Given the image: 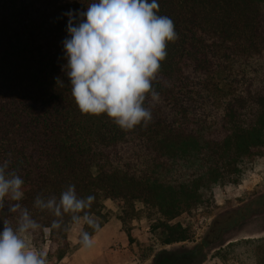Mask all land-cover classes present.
I'll list each match as a JSON object with an SVG mask.
<instances>
[{
    "label": "trees",
    "instance_id": "trees-1",
    "mask_svg": "<svg viewBox=\"0 0 264 264\" xmlns=\"http://www.w3.org/2000/svg\"><path fill=\"white\" fill-rule=\"evenodd\" d=\"M91 2L0 0V162L24 180L18 203L41 225L28 238L46 249L50 264L80 243L69 240L68 215L61 229L50 227L57 218L33 206L37 196L58 198L74 185L79 197H95L88 211L100 227L110 201L129 242L126 218L139 206L165 247L194 237L177 217L204 207L214 186L239 185L243 169L264 156V0H158L178 38L153 81L159 101L145 102L152 120L131 131L105 115L82 114L62 67V14ZM6 214L7 205L0 220L14 226L17 214ZM214 257L264 264V236L229 241ZM202 261L193 247L162 250L153 264Z\"/></svg>",
    "mask_w": 264,
    "mask_h": 264
},
{
    "label": "clouds",
    "instance_id": "clouds-1",
    "mask_svg": "<svg viewBox=\"0 0 264 264\" xmlns=\"http://www.w3.org/2000/svg\"><path fill=\"white\" fill-rule=\"evenodd\" d=\"M158 0H92L86 10H69L66 37L62 40V66L71 85V95L82 114L105 115L123 131L152 120L151 108L160 99L153 81L167 56V44L178 38L172 19L159 15ZM24 180L0 162V210L17 214L15 225L0 220V264H48L44 251L29 244L27 237L41 225L19 201ZM95 197H79L68 185L59 197L37 196L34 207L57 219L52 229H61L65 215L74 225L98 231L100 224L88 210ZM13 201L17 203H12ZM79 243L89 249L93 238L81 229Z\"/></svg>",
    "mask_w": 264,
    "mask_h": 264
},
{
    "label": "rangeland",
    "instance_id": "rangeland-1",
    "mask_svg": "<svg viewBox=\"0 0 264 264\" xmlns=\"http://www.w3.org/2000/svg\"><path fill=\"white\" fill-rule=\"evenodd\" d=\"M118 212V205L106 202V221L120 223ZM126 221L132 238L130 252L136 260L141 261L140 264H153L154 257L162 250L178 252L193 247L199 248L203 255L200 264H240L235 261L223 263L214 257V252L229 241L264 236V156H256L243 169L239 185L214 186L204 207L193 208L173 221L192 228V241L159 246L157 236L149 232L139 206ZM83 227L71 226L69 236L73 239V245L79 243V233ZM27 240L30 244L28 237Z\"/></svg>",
    "mask_w": 264,
    "mask_h": 264
},
{
    "label": "crops",
    "instance_id": "crops-1",
    "mask_svg": "<svg viewBox=\"0 0 264 264\" xmlns=\"http://www.w3.org/2000/svg\"><path fill=\"white\" fill-rule=\"evenodd\" d=\"M106 204V203H105ZM93 246L89 249L81 245L57 264H140L131 254V244L121 230L120 223L106 221L92 236ZM69 240L71 243L72 240Z\"/></svg>",
    "mask_w": 264,
    "mask_h": 264
}]
</instances>
